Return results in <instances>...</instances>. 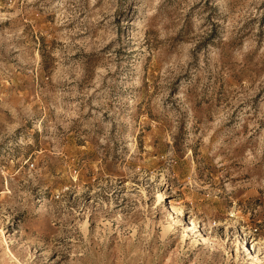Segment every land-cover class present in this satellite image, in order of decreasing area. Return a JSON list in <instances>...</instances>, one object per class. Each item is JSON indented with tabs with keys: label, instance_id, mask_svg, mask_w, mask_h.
I'll return each instance as SVG.
<instances>
[{
	"label": "rangeland",
	"instance_id": "1",
	"mask_svg": "<svg viewBox=\"0 0 264 264\" xmlns=\"http://www.w3.org/2000/svg\"><path fill=\"white\" fill-rule=\"evenodd\" d=\"M0 264H264V0H0Z\"/></svg>",
	"mask_w": 264,
	"mask_h": 264
},
{
	"label": "bare ground",
	"instance_id": "2",
	"mask_svg": "<svg viewBox=\"0 0 264 264\" xmlns=\"http://www.w3.org/2000/svg\"><path fill=\"white\" fill-rule=\"evenodd\" d=\"M160 197H162L161 196V194L160 193H158L157 194V198H160ZM170 201H168V203H169ZM173 209V208H172ZM195 228V225L193 224V222L192 221H190V224H189V227H187V230H193ZM199 236H201V234H199ZM203 239V238H202Z\"/></svg>",
	"mask_w": 264,
	"mask_h": 264
}]
</instances>
